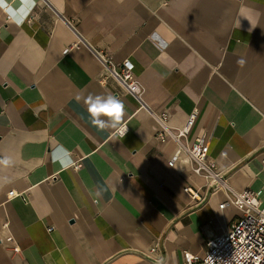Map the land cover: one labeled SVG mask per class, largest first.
<instances>
[{
    "label": "crops",
    "instance_id": "crops-1",
    "mask_svg": "<svg viewBox=\"0 0 264 264\" xmlns=\"http://www.w3.org/2000/svg\"><path fill=\"white\" fill-rule=\"evenodd\" d=\"M101 54L131 61L143 107L105 78ZM89 94L123 101L116 128L91 123ZM193 110L180 140L206 134L220 182L193 173L183 156L168 166L176 143L155 137L151 113H166L177 133ZM5 157L0 264L202 256L241 215L220 207L224 184L264 204V0H0Z\"/></svg>",
    "mask_w": 264,
    "mask_h": 264
},
{
    "label": "built area",
    "instance_id": "built-area-1",
    "mask_svg": "<svg viewBox=\"0 0 264 264\" xmlns=\"http://www.w3.org/2000/svg\"><path fill=\"white\" fill-rule=\"evenodd\" d=\"M99 59L106 70L105 78L114 80L123 92L131 95L143 107L141 87L133 73L131 61L124 60L118 64L106 54L99 55ZM151 115L156 124V139L160 142L172 139L176 143V149L167 162L168 166H173L183 156L191 164L193 173L220 182L221 171L216 162L208 156L209 140L206 134L202 133L186 144L180 140V137L187 136L192 128L197 115L196 110L188 114L184 126L177 133L170 130L166 113ZM122 129H127L125 124L120 127V134L127 131L122 133ZM78 166L79 164H74V168ZM224 187L230 196L220 207L232 205L240 210L241 215L226 232L207 240L202 256L184 251L182 264H264V204L261 205L257 196L250 190L236 192L226 184ZM184 191L196 196L188 188H184ZM13 195L18 194L8 193V196ZM150 250L154 252L156 249Z\"/></svg>",
    "mask_w": 264,
    "mask_h": 264
},
{
    "label": "clouds",
    "instance_id": "clouds-1",
    "mask_svg": "<svg viewBox=\"0 0 264 264\" xmlns=\"http://www.w3.org/2000/svg\"><path fill=\"white\" fill-rule=\"evenodd\" d=\"M241 63H243L241 61ZM84 103L91 117V123L100 130L114 129L125 116V104L113 95H91L89 94ZM127 129H122V133ZM11 159L5 157L0 159V164L10 165ZM62 166L67 167L69 161H62Z\"/></svg>",
    "mask_w": 264,
    "mask_h": 264
}]
</instances>
